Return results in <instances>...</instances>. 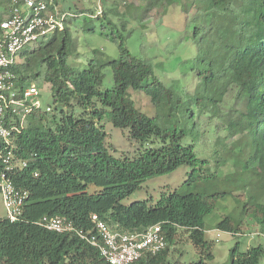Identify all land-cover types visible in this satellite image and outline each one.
<instances>
[{"label":"trees","instance_id":"1","mask_svg":"<svg viewBox=\"0 0 264 264\" xmlns=\"http://www.w3.org/2000/svg\"><path fill=\"white\" fill-rule=\"evenodd\" d=\"M52 1L58 6V0ZM176 2L182 3L197 47L193 71L198 85L188 102L176 87L157 80L151 61L133 56L123 42L117 60L101 63L94 59L82 71L72 69L67 23L47 43L23 52L25 62L13 68L17 85H36L43 76L51 85L54 109L32 114L15 142L14 153L27 166L13 173V184L29 196L18 221L0 218V264H106L99 250L77 235V231L96 234L93 216L123 233L162 225L166 249L134 264H168L179 229L188 232L200 264L214 260V244L205 236V217L227 194L208 192L205 184L217 175H207L204 167L209 162L196 154L194 142L200 136L185 143L189 127L194 126L188 124L191 119L200 120V114L208 115V120L218 119L219 105L231 89L237 90L242 109L226 128L230 135H242L249 141L247 168L264 167V0H166L167 6ZM12 10L13 0L3 19ZM105 67L113 72L114 86L101 91ZM130 90L151 99L155 117L137 109ZM77 108L80 115H76ZM103 121L129 130L130 139L143 150L134 158L112 156L106 146L107 133L100 125ZM3 150L0 143V178ZM182 166L192 169L187 186L203 185L198 192L163 191L154 204L122 203L139 190L142 181ZM260 181L262 195L264 178ZM90 187L99 191L89 193ZM250 197L242 209L244 216L264 225V204L259 196ZM44 217H64L77 231H48L38 224ZM243 227V220L233 213L217 225L218 231L236 237L244 232ZM230 258L231 264H261L264 248L242 252L237 243Z\"/></svg>","mask_w":264,"mask_h":264},{"label":"rangeland","instance_id":"2","mask_svg":"<svg viewBox=\"0 0 264 264\" xmlns=\"http://www.w3.org/2000/svg\"><path fill=\"white\" fill-rule=\"evenodd\" d=\"M10 2L0 0V20L8 13ZM181 6L180 2L167 6L166 0H58L59 9L70 14L67 18L70 67L82 71L94 59L101 63L117 60L121 53L119 44L123 42L133 56L151 61L157 80L176 87L188 102L195 95L198 85L196 72L193 71L197 47ZM58 36L60 38L62 35ZM26 50L31 51L33 48ZM24 62L25 59L21 64ZM103 72L100 90L112 89L114 78L111 68L105 67ZM34 83L41 91L40 105L45 111L48 106L54 105L51 85L43 76ZM129 92L137 109L149 117H155L151 99L145 93ZM236 94L235 89L229 91L219 105L218 119L208 120L205 114H200V120L191 119L188 126H194L189 127L185 140L186 144H190L197 134L200 136L194 142L196 154L201 160L209 162L204 167L207 175H217L205 186L211 194H227L225 199L217 203L215 211L205 217V236L214 244V260L208 264H231L230 251L237 243L242 252L251 247L264 248V225L245 218L242 210L244 203L251 200L250 195L259 196V202L264 204V191L261 195L262 190L258 185L264 178V167L247 168L251 153L249 141L242 135H230V130L226 128L242 109ZM96 104L100 108V104ZM81 113L77 108L76 115ZM100 125L107 133V149L115 158H134L143 150L139 142L130 139L129 130L115 128L107 121ZM191 171L190 167L182 166L165 176L144 180L139 190L122 203L127 206L138 201L154 204L163 191H177L178 194L198 192L203 185L190 187L186 184ZM98 191L95 187L89 188V193ZM230 213L244 222V232L240 236H232L217 229L218 223ZM0 218H7L1 195ZM218 234L220 237L217 241ZM200 260V254L191 243L188 232L179 229L174 244L170 246L168 264H200ZM261 264H264V258Z\"/></svg>","mask_w":264,"mask_h":264},{"label":"built area","instance_id":"3","mask_svg":"<svg viewBox=\"0 0 264 264\" xmlns=\"http://www.w3.org/2000/svg\"><path fill=\"white\" fill-rule=\"evenodd\" d=\"M69 16L52 0H13L10 15L0 21V143L5 149L1 155L4 171L0 178V195L11 222L21 218L29 196L27 191L19 190L13 184V173L27 166V162L14 153L15 142L32 114L50 113L53 109L51 106L45 111L41 109V91L36 85L19 88L13 68L21 64L27 48L35 49L64 31ZM92 222L96 234L90 236L77 231L64 217H44L38 224L57 233L77 231V235L99 250L106 264H134L167 247L161 224L132 234L112 230L97 216L92 217ZM219 237L218 234L217 241Z\"/></svg>","mask_w":264,"mask_h":264},{"label":"crops","instance_id":"4","mask_svg":"<svg viewBox=\"0 0 264 264\" xmlns=\"http://www.w3.org/2000/svg\"><path fill=\"white\" fill-rule=\"evenodd\" d=\"M10 11H8V13H6L5 15L7 16L9 14Z\"/></svg>","mask_w":264,"mask_h":264},{"label":"clouds","instance_id":"5","mask_svg":"<svg viewBox=\"0 0 264 264\" xmlns=\"http://www.w3.org/2000/svg\"><path fill=\"white\" fill-rule=\"evenodd\" d=\"M220 232V231H219Z\"/></svg>","mask_w":264,"mask_h":264}]
</instances>
